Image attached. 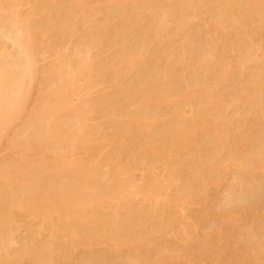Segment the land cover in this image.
I'll return each instance as SVG.
<instances>
[{
	"label": "rangeland",
	"instance_id": "obj_1",
	"mask_svg": "<svg viewBox=\"0 0 264 264\" xmlns=\"http://www.w3.org/2000/svg\"><path fill=\"white\" fill-rule=\"evenodd\" d=\"M143 1L0 0V10L23 17L30 11L34 52L27 99L0 140V164L8 170L1 176L0 169V264H264V147L255 155L262 158L259 170L241 169L264 134V68L251 63L241 73L240 67L247 53L264 65V7L252 14L238 10L237 17L225 11L216 22L218 0H163L173 9L165 19L158 0ZM159 22L165 28L161 43L154 38ZM168 47L178 49L171 61L162 52ZM199 49L216 58L220 72H227L224 79L205 80L196 72ZM124 50L138 58L132 69L126 66L128 74L115 75L109 62ZM13 54L12 42L0 34V62L8 69ZM59 58L63 72L49 73ZM75 59L81 66L71 78ZM254 74L263 89L250 100ZM198 82L214 88L204 113L193 107L205 103L204 92L190 102L182 99L183 89L194 90ZM59 87L76 109H85L83 118L70 124L59 113L51 135L28 148L12 147L10 139L26 127L34 107ZM150 92L159 98L155 110L142 101ZM143 112L147 119H138V126L128 122ZM217 131L224 152L214 148ZM174 134L197 138L185 150L187 143L174 146ZM212 155L221 158V168L209 167ZM62 163L68 169L81 165L79 184L57 171ZM63 181L60 194L75 199L84 190L97 200L78 212H56L50 206L60 199L56 189ZM153 184L158 193H140ZM99 215L102 237L86 234L89 220ZM124 228L128 236L119 238ZM139 237L143 244L135 246Z\"/></svg>",
	"mask_w": 264,
	"mask_h": 264
},
{
	"label": "bare ground",
	"instance_id": "obj_2",
	"mask_svg": "<svg viewBox=\"0 0 264 264\" xmlns=\"http://www.w3.org/2000/svg\"><path fill=\"white\" fill-rule=\"evenodd\" d=\"M72 0H66L67 3H70ZM116 2H122L125 3V0H113ZM128 1V0H127ZM158 5L163 7L161 12L162 19L168 18L169 15L173 12L172 8H169L167 3H165L163 0H158ZM189 5L192 3H197L202 0H182ZM144 3L146 0L143 1ZM208 2V0H207ZM239 2H241L239 4ZM135 4V2H134ZM264 7V0L259 3V0H218L216 2L217 11L215 12V21L220 22L222 19L223 13L225 11L232 10L231 13H234V16L237 17L239 15V11H242L246 14H252L254 11H257L258 7ZM242 8V9H241ZM34 6L31 4V11H33ZM82 10H84V7H82ZM30 13V11H29ZM23 17L17 12L13 10H7V9H1L0 10V34L2 36L7 37L13 45L14 48V54L12 56V62L11 67L8 69L7 65H5L3 62H0V140L6 133V131L9 129V126L12 125L14 121H16L19 118V114L24 106V103L27 99V93L30 87V80H31V65L34 61V52L32 51V42L30 40V33L28 32V22H29V15ZM264 15V14H263ZM212 18V16L210 17ZM213 20H214V14H213ZM180 25L182 26V22L180 21ZM214 27V25H213ZM155 34L154 38L155 40L159 41L160 43L162 40L160 39L162 37L161 33L165 31V28L161 25V22L158 23V25L155 28ZM97 32V29L94 31ZM148 33V32H147ZM126 49V48H124ZM181 51L188 52V49L181 47ZM177 48H166L162 52L164 55L167 56L168 60L171 61L173 57H175V52H177ZM217 53V48L214 50ZM138 58V55L135 52L126 53L124 50L123 52L117 54V56H113L109 62V67L111 68V71L115 75L120 74H128L130 71L126 68V66H129V68H133L134 61ZM75 59L72 60L73 63L71 70V78L74 76L75 73L80 69L81 64ZM196 61V72L202 71L205 76V80L215 79L216 76L219 78L224 79L227 75V72H220L219 66L216 64V58L208 53L203 51L202 49H199V52L197 56L194 59ZM255 64L256 66H262L264 68V65L260 62V59H256L253 55L247 53V56L240 62L241 67V73L245 72V68L247 64ZM78 68V70H77ZM64 70V64L62 63V59H58L56 62H54L50 68L49 73H52L54 75H59ZM68 74V71H66ZM29 78V80H28ZM159 79L156 78L155 81L157 82ZM250 83V82H249ZM253 84H250V87L253 88V94L252 97H250V100H254V97L257 93H259L260 90L263 89V84L261 82L259 74L253 75ZM217 87V85L215 86ZM214 88L206 89L203 84L198 82L196 84V88L194 90H190L188 87H185L183 91L185 92L184 97L182 98L185 101L190 102L193 98H195L196 93H205L206 95V101L205 103L199 102L196 105H193L194 109L197 110L200 113H204L207 111V109L211 106L210 101L208 98H210L209 92H211ZM124 94L122 96L127 97L128 92H123ZM154 92H150L149 94H143L142 95V101L147 104V110L152 109L155 110L153 107L156 106V102L159 98L156 96L154 97ZM130 98V97H129ZM153 98L155 99L153 101ZM241 98L244 100L248 98V95L244 94ZM180 99V100H182ZM178 100V101H180ZM249 100V99H248ZM165 101L167 104L170 105V100L165 98ZM173 105V104H172ZM60 113V116L65 115V120L73 124L79 123L84 114L85 109L80 111L76 109L69 101L68 96L65 94L64 90L59 87L50 97L45 98L39 106L34 107L33 111L31 112L29 116V122L26 123V127L22 129V131L17 134L15 137L10 139V145L12 147H20L21 145L24 148H28L35 140L40 139L43 135H51L55 131V128L57 129V120H53L57 118V114ZM177 117H179V113L175 112L173 114ZM137 116V117H136ZM136 116H130L128 122L132 124V126H138L137 120H146L147 119V113L143 112L142 114H138ZM217 115H214V117ZM173 118V117H171ZM63 120V118L61 119ZM64 121V120H63ZM62 121V122H63ZM55 125V126H54ZM131 126V127H132ZM74 127V125H73ZM100 128V127H99ZM167 128L164 132H167ZM95 130L89 131V133H94ZM96 131L95 133H97ZM163 132V133H164ZM161 133L159 136L165 138L166 136ZM190 135L193 133L190 132ZM217 140L216 144L214 145L215 150H218L220 148V151L224 152L226 150V144L225 140L221 135L220 131L216 132ZM188 138H183L179 136L178 134H174V146L177 148H180L184 146V149L187 150L188 146L191 145L192 142L197 138L193 136H187ZM257 148L256 151H254V155L248 156L249 158H246V164L245 166L242 164L241 169L243 171L247 172H253L255 170H259L258 166L260 165V160L262 159L260 156H255L257 154H262V149L264 147V134L257 140ZM207 164H210V168L222 167L221 158H218L217 156L212 155L210 157V161H207ZM174 165L179 166V161L174 160ZM66 164L62 163V167L58 168V172L60 174H72L74 177H76L77 184L80 183L81 176H82V168L80 164L73 165L72 169L65 168ZM0 169L3 171L1 176H6L7 171L6 166L0 164ZM85 174V173H83ZM94 170L89 169L87 175H93ZM62 175V176H63ZM114 177V176H112ZM113 179V178H112ZM116 178H114L109 184L110 188L114 187ZM196 176L192 178V183L195 184ZM64 181L59 183L58 189H56L57 193L60 195V199L55 205H51L56 212L64 210L65 212H78L82 210L83 205L88 203L89 201H96V196H89L87 195L84 190H81L79 193H77L76 198L73 199L67 194H60L64 187ZM116 189H120V185H116ZM196 187V184L194 188ZM159 191V186L156 184H153L152 186H148L145 189L141 190L140 193L143 194L146 197H149L150 194H156ZM40 203L44 204L46 206L50 205V199L46 200L42 197H39ZM3 203V202H2ZM1 203V204H2ZM51 209V210H53ZM43 214H46L45 212ZM67 220L70 218V214L67 213L66 217ZM103 219V216L99 215L96 218H91L89 220V226H91V229H86L85 233L89 234L90 232L94 235H98L99 237H102L104 234L100 229L98 221H101ZM46 220L49 223L50 228L52 229L55 227V224H53L52 220H48L46 217ZM57 231H66V229L60 230L56 229ZM126 228H124V232L119 236V238L128 236L126 235ZM264 239V238H263ZM140 241L133 240V244L135 246H141L143 244L142 237H139ZM208 240V239H205ZM204 240V241H205ZM209 241V240H208ZM119 244V242H116ZM49 245H52V242L49 240ZM228 247V246H227ZM255 253H261V251ZM254 253V254H255ZM263 256V254H262ZM35 257L38 259L41 258V255L37 254ZM253 257H250V259H253ZM225 262V257H222L220 259V263ZM254 264V263H253ZM260 264V263H255Z\"/></svg>",
	"mask_w": 264,
	"mask_h": 264
}]
</instances>
